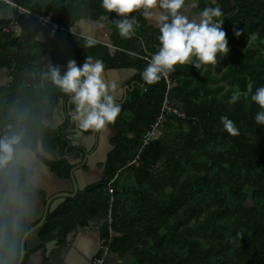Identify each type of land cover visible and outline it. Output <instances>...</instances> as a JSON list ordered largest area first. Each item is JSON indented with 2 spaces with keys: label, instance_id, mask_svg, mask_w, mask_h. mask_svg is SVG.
Listing matches in <instances>:
<instances>
[{
  "label": "trees",
  "instance_id": "16d2710c",
  "mask_svg": "<svg viewBox=\"0 0 264 264\" xmlns=\"http://www.w3.org/2000/svg\"><path fill=\"white\" fill-rule=\"evenodd\" d=\"M72 1L15 0L33 15L68 29L82 16L107 15L100 0H78L77 6ZM210 1L214 4L208 7L219 6L223 12L229 52L216 65L175 66L168 74V100L184 118L165 115L142 149L166 89L163 78L147 84L141 76L148 64L144 58L159 49V30L142 15L129 14L136 16L138 28L132 38L123 39L111 24L119 17L108 14L103 25L112 51L98 44L86 47V40L75 41L58 30L45 34L42 23L27 14L17 21L19 35H0V70L7 72V83L0 86V137H20L15 153L36 152L38 142L47 151L58 145L56 132L45 123L58 103L69 98L48 79L49 65L63 74L67 61L79 66L89 57L105 69L138 72L132 79L137 84L129 87L113 122L114 150L102 180L63 205L42 238L61 242L72 227L87 228L100 219V238L110 239L103 264H264V125L255 122L258 106L251 101L264 86V0ZM39 33L44 37L40 43ZM234 92L238 99L230 103ZM221 116L234 121L238 136L226 132ZM29 177L20 167L0 165L2 207L11 203L13 189H27ZM29 229L26 221L13 227L0 217L3 264H17L20 241Z\"/></svg>",
  "mask_w": 264,
  "mask_h": 264
},
{
  "label": "clouds",
  "instance_id": "9594fccd",
  "mask_svg": "<svg viewBox=\"0 0 264 264\" xmlns=\"http://www.w3.org/2000/svg\"><path fill=\"white\" fill-rule=\"evenodd\" d=\"M190 2L194 3V0H100V8L107 14L104 19L108 20L109 13L119 17L111 24L115 25L121 38L130 39L137 31L136 16L129 15L133 12L155 23L159 30V49L141 73L145 83L159 82L178 64L200 69L202 65H216L218 57L227 56L229 48L222 28L224 20L220 19L221 8L204 7L194 19L185 11ZM234 35L239 37L241 32ZM94 44L91 36L86 38V47ZM104 71L101 61L89 57H85L79 66L74 60L67 61L63 74L59 68L48 66V79L74 105L72 120L82 132L104 130L121 112V104L114 99L116 84L105 81ZM238 96L239 93L234 92L230 103L236 102ZM251 101L258 106L255 122L264 125V86L255 90ZM220 119L229 135H239L233 120L227 116ZM19 142L20 137L15 134L0 137V165L13 159Z\"/></svg>",
  "mask_w": 264,
  "mask_h": 264
},
{
  "label": "water",
  "instance_id": "95a60500",
  "mask_svg": "<svg viewBox=\"0 0 264 264\" xmlns=\"http://www.w3.org/2000/svg\"><path fill=\"white\" fill-rule=\"evenodd\" d=\"M38 36L41 39L43 38L41 33H39ZM127 72L128 74H135V71L131 69L116 71L109 70L104 71V79L106 82L112 83L108 79L109 76L116 77L117 73H122L123 75V73L127 74ZM131 76L132 75H129L126 78L121 79V82L117 81V83H115L117 84L115 94L121 93L123 99H125L129 90V87L126 84L130 80ZM121 84H124L125 86L121 88ZM90 132L93 131L90 130ZM113 149L114 147L108 144L107 138L105 136L102 137L101 144L98 146V152L95 156L99 159H84L83 164L88 170L85 174H83L82 178H77V176L70 174L69 182L73 186L69 192H60L58 189L51 191L49 186L46 185L47 183L44 184L46 180L51 178V175L49 167L44 162L40 161L39 158L48 162H50L51 159L50 155L43 151L41 142L37 143L36 152L27 150L20 152L23 159L21 160L20 157H16V160H21L18 166L31 173L27 185L29 189L36 192V195L34 197H30L21 193H16V200L8 197L15 207L20 210V216L16 215L14 209H6L0 206V217L9 222L11 226L16 227L21 221H26L31 226L20 241V256L17 264H24V259L28 253H31V255L27 256L28 260L25 264H91L89 262L94 255H91L90 250L85 247L84 243L80 241L78 237L72 244H70V248L55 250L53 246L56 243L51 242L46 245L40 240L39 228L45 221L47 214L52 213L55 209L62 205L65 198L69 197L71 192L74 193L72 196V198H74L78 192H83L86 188L93 186L102 180L107 156ZM98 165H101V168H98ZM35 166H38L39 171L37 168H34ZM34 212L36 214H33ZM67 243H69L68 240Z\"/></svg>",
  "mask_w": 264,
  "mask_h": 264
},
{
  "label": "flooded vegetation",
  "instance_id": "af4514ba",
  "mask_svg": "<svg viewBox=\"0 0 264 264\" xmlns=\"http://www.w3.org/2000/svg\"><path fill=\"white\" fill-rule=\"evenodd\" d=\"M66 55L68 54H65V56ZM130 82H132L131 79L126 84L128 87L132 86L133 84H137L136 82H132L130 84ZM124 86H125L124 84L120 85L121 88H123ZM114 99L118 103H121V101L123 100L122 94L116 93L114 95ZM73 111H74V105L71 104L70 99L67 101L66 104L60 101L57 105V108L54 110L52 114L51 120L48 123H45L46 127L56 132L55 137L58 140V145L56 143V148L53 151H47L45 150L46 148H42L45 153L50 155V159H51L50 162L44 161L42 158H39L40 161L44 162L49 167L51 178L49 180H46L44 184L47 183L46 185L49 186L51 191L54 189L56 190L58 189L60 192L61 191L69 192L72 189L73 185L69 182L70 174L77 176V178H82L83 174H85V172H87L88 170L86 166L83 164L84 159L85 158H87V160L99 159L98 157H95V156L98 152V146H100L101 144L102 137L105 136L107 138L108 144L113 147L112 142L116 136V131L113 127V123L106 125V128L99 132H94V131L93 132H90V131L82 132L79 129L77 123L72 120L71 113ZM52 141L55 142L53 139ZM16 157L17 158L20 157L21 160L23 159L22 156L20 155V152L15 153L13 159L6 164L7 168L12 167V166L19 167L18 165L21 160L16 161ZM106 163H107V160H106ZM55 167L58 171H62L64 175H60V173L56 171ZM97 167L101 168V165H98ZM105 167H106V164H105ZM34 168H37L39 171L38 166H35ZM28 173L31 175L30 172ZM103 175H104V172L102 174V178H103ZM28 182L29 181L26 182L27 189L15 188L11 191L8 197L16 200L17 198L16 193H21L26 196L34 197L36 195V192L28 188V185H27ZM81 194L82 192L80 193L78 192L75 195V197L72 198L74 193L71 192L70 193L71 197L69 196L65 198L64 203L62 205H60L52 213L47 214L45 221L42 223V226L39 228V238L43 242V244L47 245L48 243L54 242L56 243L53 246L54 249L60 250L63 248H70V244L73 243L75 238H77L78 235L80 237V234H82L81 231L85 228H80L78 226L72 227L65 234L64 239L61 242L56 241V240H45L44 238L41 237V234L44 232L43 229L47 227V225H49L51 217L54 216L59 211V209L63 207V205H65L68 201L78 200V196ZM5 208L14 209L16 212V215L20 216V210L16 208L12 202L8 204L7 206L5 205ZM33 214H36V213L34 212ZM21 222H19L17 225H19ZM52 235L55 236L56 231L53 232ZM67 240L69 241V243H67ZM100 240H102L101 242L103 243L104 240L101 238ZM100 248H101L100 245H98L97 247L90 249L91 255H94V256L92 257L89 263L93 264L95 257L99 254ZM30 255L31 253L30 254L28 253L27 256H30ZM27 256L24 259V262H23L24 264L28 260ZM0 264H3L1 260H0Z\"/></svg>",
  "mask_w": 264,
  "mask_h": 264
},
{
  "label": "crops",
  "instance_id": "0c3cea01",
  "mask_svg": "<svg viewBox=\"0 0 264 264\" xmlns=\"http://www.w3.org/2000/svg\"><path fill=\"white\" fill-rule=\"evenodd\" d=\"M72 2L74 4V6L78 5V0H73ZM200 3H202L203 7H200ZM213 4L214 3L211 2L210 0H194V3H191V2L189 3V5L185 9V11H186V14L191 15L192 18L196 19V18H198L199 11H201L204 7H208L209 5H213ZM157 11H158V9H157ZM34 17L40 23H42V25L44 27V33L53 29L51 26L47 25V23L45 22V21H47V22L54 24L53 22H51L49 17L37 16V15H34ZM39 18H41V19H39ZM143 18L146 20V23L148 26H150L154 29H157L155 27V23L146 19L145 17H143ZM14 19H15L14 11L12 9L8 8L7 6L0 4V32L2 29L10 27V24ZM103 21H104V19H102V18L96 19V18H91L88 16H82L78 20H76L69 29L63 28L64 31H60V30H58V31L65 33L66 35L71 36V38L74 39L75 41L86 40L87 37L91 36L95 40V44L104 46L108 50L112 51L114 48L112 49L111 47H109L110 46L109 30H106V27L103 25ZM54 25H57V24H54ZM60 28H62V27H60ZM53 30L57 31L55 29H53ZM10 33H13L15 36L19 35L18 25L10 27L9 33H7V34H10ZM7 34H3V35H7ZM37 38H38L37 40H39V41H37L38 43L44 41V37L41 39L39 36H37ZM45 62H47V60ZM124 69L126 70L127 68L105 69V71H109V70H115L116 71V70H124ZM131 70H133V69H131ZM134 71H135V74H132V73L128 74V72H127V74L123 73V75H122V73L121 74L117 73L116 77L115 76L114 77L109 76L108 79L112 83L113 82L117 83V81L121 82V79L126 78L129 75H132L130 77V79L132 80L136 75H138V72L136 70H134ZM6 75H7L6 71L0 70V86L5 85L7 83ZM16 161H18V160H16ZM101 224H102V222L100 219L93 220L88 224L87 228H85L81 231L82 234H80V237L78 235L79 240L82 241L84 243L85 247H87L89 250L93 249L94 247H97L98 245L101 246L102 240H100V231H99V226Z\"/></svg>",
  "mask_w": 264,
  "mask_h": 264
},
{
  "label": "built area",
  "instance_id": "2783aa9c",
  "mask_svg": "<svg viewBox=\"0 0 264 264\" xmlns=\"http://www.w3.org/2000/svg\"><path fill=\"white\" fill-rule=\"evenodd\" d=\"M0 4L7 6L8 8L12 9L14 11V13H15V19L11 22L10 27L16 26L17 25V20L23 15L27 14V15H30V16L34 17V15L31 12H29L28 10H26L23 7L19 6L15 2V0H0ZM39 19H41V18H39ZM45 22L47 23V25L51 26L55 30L64 31L63 28H60L57 25H54V24H52L50 22H47V21H45ZM10 27L2 29L1 32H0V35L9 33ZM144 60L148 63L150 61V57L144 58ZM163 80L165 81L166 89H165L163 102H162V105H161V108H160V113H159V116L156 119L155 123L150 126L149 130L143 136L141 149L144 148L155 137L156 131L158 130V127H159V125H160V123H161V121H162V119H163V117L165 115H167V114H175L181 119L184 118V115L181 114V113H178V111L176 109H174V107L172 106V104L168 100V94L170 92L171 84H172L171 78L169 77V75H167V76L163 77ZM141 149H140V151H141ZM137 160H138V156L135 157V159L131 162V164H135ZM108 194L110 196V205H111V202H112L111 190H108ZM110 207L111 206H109V208H108V212H107V216H106V223L107 224L111 223ZM109 243H110V239L107 240L106 242L103 241L102 245L100 246L101 248H100V251H99V255H98V257H95L93 264H103L105 258L108 255V245H109Z\"/></svg>",
  "mask_w": 264,
  "mask_h": 264
}]
</instances>
